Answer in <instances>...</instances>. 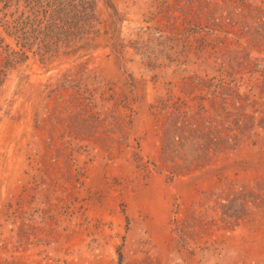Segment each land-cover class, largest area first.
I'll use <instances>...</instances> for the list:
<instances>
[{
	"label": "rangeland",
	"instance_id": "rangeland-1",
	"mask_svg": "<svg viewBox=\"0 0 264 264\" xmlns=\"http://www.w3.org/2000/svg\"><path fill=\"white\" fill-rule=\"evenodd\" d=\"M39 2L0 0V264H264V0Z\"/></svg>",
	"mask_w": 264,
	"mask_h": 264
},
{
	"label": "trees",
	"instance_id": "trees-1",
	"mask_svg": "<svg viewBox=\"0 0 264 264\" xmlns=\"http://www.w3.org/2000/svg\"><path fill=\"white\" fill-rule=\"evenodd\" d=\"M24 1L25 4L21 10H18L19 14L16 16L15 20L21 25L19 30L24 29L21 36L28 40L25 32L27 24L30 31H35L33 28L34 24L29 15L36 16L40 14L38 8H41V6L39 0ZM89 4L90 0H48L43 7L42 16L45 18L47 28L57 27V30L64 29L63 31H66L69 28H78L79 20L84 18L83 12L87 5L89 7ZM20 45L24 47L27 46V43L24 41V43H20Z\"/></svg>",
	"mask_w": 264,
	"mask_h": 264
}]
</instances>
